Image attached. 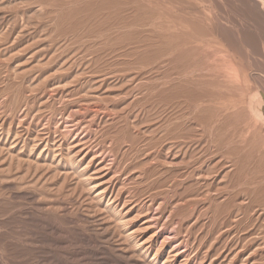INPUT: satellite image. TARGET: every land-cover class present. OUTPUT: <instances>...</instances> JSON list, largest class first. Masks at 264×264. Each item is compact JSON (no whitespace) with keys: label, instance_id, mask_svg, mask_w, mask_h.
I'll return each instance as SVG.
<instances>
[{"label":"rangeland","instance_id":"rangeland-1","mask_svg":"<svg viewBox=\"0 0 264 264\" xmlns=\"http://www.w3.org/2000/svg\"><path fill=\"white\" fill-rule=\"evenodd\" d=\"M0 264H264V0H0Z\"/></svg>","mask_w":264,"mask_h":264},{"label":"bare ground","instance_id":"bare-ground-1","mask_svg":"<svg viewBox=\"0 0 264 264\" xmlns=\"http://www.w3.org/2000/svg\"><path fill=\"white\" fill-rule=\"evenodd\" d=\"M234 72V71H233ZM235 73H237V72H235Z\"/></svg>","mask_w":264,"mask_h":264}]
</instances>
